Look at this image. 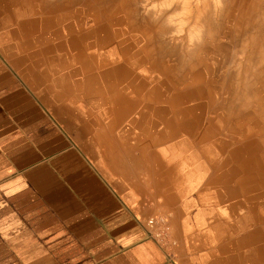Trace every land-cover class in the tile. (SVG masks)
<instances>
[{"label":"rangeland","instance_id":"1","mask_svg":"<svg viewBox=\"0 0 264 264\" xmlns=\"http://www.w3.org/2000/svg\"><path fill=\"white\" fill-rule=\"evenodd\" d=\"M15 1L20 2L0 0V39L8 52L20 56L26 79L55 113L71 122L92 118L100 128L103 115L92 96L76 88L78 82L132 71L142 88L140 115L146 113L137 125L150 120L159 136L147 137L151 148L167 166L178 167L171 205L182 195L197 227L213 221L215 264H227V241L230 259L241 255L242 264L259 251L264 264V70H258L261 55L252 43L259 30L240 25L239 17L227 14L216 0H209L210 29L205 24L192 39L193 18L179 2L124 0L128 6L122 9L120 0H81L79 6L61 7V14L50 11L48 21L36 26L43 9L30 10L34 0ZM153 17L162 18L161 34L151 30ZM36 51L41 55L34 57ZM53 89H62L64 96L58 98Z\"/></svg>","mask_w":264,"mask_h":264},{"label":"crops","instance_id":"2","mask_svg":"<svg viewBox=\"0 0 264 264\" xmlns=\"http://www.w3.org/2000/svg\"><path fill=\"white\" fill-rule=\"evenodd\" d=\"M22 68L0 39V264H215L213 221L197 227L182 195L166 206L175 186L149 166L164 159L149 138L97 137ZM227 242L226 263L239 264Z\"/></svg>","mask_w":264,"mask_h":264},{"label":"bare ground","instance_id":"3","mask_svg":"<svg viewBox=\"0 0 264 264\" xmlns=\"http://www.w3.org/2000/svg\"><path fill=\"white\" fill-rule=\"evenodd\" d=\"M34 1H35V4L32 3L30 5V10H33L34 12H36L40 8H42L43 9V14H44L43 16H41V18L43 17L42 20H41L40 17H36L34 19V23L36 24V26H38L37 24H40L41 21H44L45 19L46 20L48 19V17L46 18L45 16L50 11H51V14H52L53 12H55L57 10L58 14L59 13L61 14V12L64 10V9H61V7L62 8L69 7L70 5L79 6V4L82 3L81 0H34ZM120 1L123 2V4L121 6H119L122 9L125 8L126 6H128L126 1H124V0H120ZM193 1L194 0H166V2H167L166 4L171 5V6L173 4L179 2L180 6L182 5L181 7L185 10L186 15H189V18H190V16H191V18H193V23H191V26H190V29H189V35L191 36V39H192L193 36H195L198 33V31L201 30L202 27H204L205 24L208 26V29H210L209 27L212 25V22H213L212 14H211L212 13L211 11H213V10L210 8L209 0H197L196 9H192V2ZM15 2L18 3V4H23V0H20V2H18V1H15ZM131 2L132 3H138V2H141V0H131ZM218 2H222V3L225 4L226 13L227 14H230V15H232L234 17L235 16L239 17V24L240 25H244L246 27V24H248V26L250 28H252L251 25H254V29L259 30L257 32V36L254 39H252V43H253L254 46L258 47V50L257 49L256 50L259 53V56L261 55L260 56V62L261 63L258 65V68H259L258 70H259V72L263 71L264 70V68H263V65H264V19H262V13L264 12V0H260V1H257V0H216V3H218ZM100 3H102V2H100ZM149 4L151 5V3H149ZM95 5H98V7H101V5L98 2H97V4L95 3ZM137 6H138V4H137ZM145 6L147 7V4H145ZM153 6H155V5H153ZM26 7H29V6H26ZM134 8L136 9V7H134ZM127 9H130V7L127 8ZM135 9H133V12L135 11ZM218 9L219 8H217L216 11H219ZM102 10H103V8H102ZM137 10H136V12H138ZM100 12H102V11L100 10ZM125 12H127V11H125ZM130 13H131V11H130ZM60 17H62V15ZM149 17L151 18L150 15H148V18ZM161 17H158L157 19H155L153 17L155 19V20L152 19V20H154V22H153L154 26L150 23L153 26V28L150 27L151 30L152 31L155 30L156 33H160V34L164 30V25H163V21L161 20L162 19ZM98 21H100V20H98ZM79 24H80V22H79ZM147 24L149 25V22H147ZM129 25H130V23H129ZM140 26L143 27L142 24H140ZM140 28H139V30H140ZM69 31H71V30H69ZM125 32L126 31H124V33ZM151 34H153V32H151ZM44 36H46V35H44ZM92 36H94V35H92ZM58 37H61V35L59 34ZM155 37H157V36H155ZM66 38H68V37H66ZM47 39H49V38H47ZM74 43L76 44V42H74ZM74 43H73V46H74ZM152 46L153 45H151V48H150L151 49V53H153L152 50H154V52H155V49H153ZM147 49H149V46H148ZM144 50H146V49H144ZM139 64L136 63V64L133 65V67L138 66ZM102 67H103V64H102ZM160 67H161V65H160ZM129 70H131V69H129ZM131 72L132 71H129V72L128 71L127 72L123 71L120 76H119V72L117 73V75L113 74L110 77H108L106 75L105 79L103 81L101 80L102 82L96 76H92L91 75V76H87L86 77V76L83 75L84 78L78 82L76 88L82 90L81 93H84L86 95L92 96L96 106L101 111V113L103 115V118L105 120V122H103V123L100 121L102 123V125L100 126L101 127L100 128L101 131H100V133H99V135L97 137H116V135H118V137H156V136H158V134L157 135L155 134L157 132V130L156 129L154 130L151 127V124L149 123L150 120L146 123V125L144 124V126H142L144 128L139 127L137 125V124L141 123L140 122L141 121L140 120V116L144 117V115L146 113L144 114L142 112V115H140L141 114V107H140L141 97L140 96H141V93H142V88H141V86L139 84L136 85V82H134L135 79L133 78ZM153 84H154V82H153ZM161 94H163V93H161ZM61 95L62 96H60V97L62 98L64 95L63 94H61ZM176 96H178V95H176ZM175 114H176V116H178L177 113H175ZM128 121L130 123V124L128 123L129 127H125L124 125ZM238 123H240V122H238ZM167 127H169V126H167ZM155 128H156V126H155ZM172 131H173V129H172ZM115 133H116V135H115ZM160 135H162V133ZM154 158H155L154 160H152L153 159L152 157H151V159H148V164H149L150 167H159V172L161 171V180H162V177H163V184H164L165 187H167L169 185V181L171 179L173 180L172 177H177V175L179 174L178 173V167H176V166L175 167H172V166L169 167L170 165L167 166V163H166L165 159H163V158L162 159H159V158L157 159L156 157H154ZM171 184H173V181L171 182ZM164 193H165L164 194L165 195V204L171 206L172 200H171L170 195H173V194L170 193V192H167L166 190H165ZM261 258L262 257H260L259 251H258L256 254H252V255H249L248 257L243 258L242 264H254L255 261H257L259 264H263Z\"/></svg>","mask_w":264,"mask_h":264},{"label":"built area","instance_id":"4","mask_svg":"<svg viewBox=\"0 0 264 264\" xmlns=\"http://www.w3.org/2000/svg\"><path fill=\"white\" fill-rule=\"evenodd\" d=\"M159 223H163V220L161 219H151L148 221V224L153 226V225H156V224H159ZM159 235V232L155 234V236H158Z\"/></svg>","mask_w":264,"mask_h":264}]
</instances>
